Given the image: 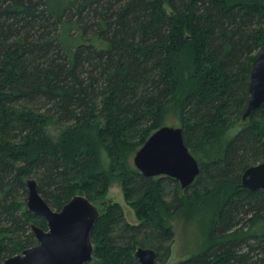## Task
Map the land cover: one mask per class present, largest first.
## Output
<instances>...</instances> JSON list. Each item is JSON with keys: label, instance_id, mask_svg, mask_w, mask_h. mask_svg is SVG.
Here are the masks:
<instances>
[{"label": "trees", "instance_id": "trees-1", "mask_svg": "<svg viewBox=\"0 0 264 264\" xmlns=\"http://www.w3.org/2000/svg\"><path fill=\"white\" fill-rule=\"evenodd\" d=\"M263 41L264 0H0V264L46 228L27 178L54 210L102 201L86 264H167L178 212L204 242L173 264H264V189L241 185L264 162V104L241 121ZM166 124L199 164L186 188L133 164ZM115 181L137 223L103 199Z\"/></svg>", "mask_w": 264, "mask_h": 264}, {"label": "water", "instance_id": "water-1", "mask_svg": "<svg viewBox=\"0 0 264 264\" xmlns=\"http://www.w3.org/2000/svg\"><path fill=\"white\" fill-rule=\"evenodd\" d=\"M263 104L264 41L252 64L241 121H247ZM133 164L144 176H169L181 188L191 185L200 171L197 159L184 143L182 128L167 124L156 129L134 153ZM24 183L25 210L43 217L46 228L32 223L37 243L5 258L2 264L91 263L94 247L90 234L100 215L99 207L86 195L75 194L59 210H54L39 193L35 178H27ZM241 185L249 190L264 189V162L246 168L241 174ZM134 256L139 264H157L156 252L150 247L138 246Z\"/></svg>", "mask_w": 264, "mask_h": 264}, {"label": "rangeland", "instance_id": "rangeland-1", "mask_svg": "<svg viewBox=\"0 0 264 264\" xmlns=\"http://www.w3.org/2000/svg\"><path fill=\"white\" fill-rule=\"evenodd\" d=\"M175 124L176 123H174V125ZM239 126L240 122H238L233 128L234 131H236ZM103 199L105 201L120 203L123 208L126 221L129 223H137L136 215L133 209L125 202L122 189L118 181L112 183ZM95 203L102 212L104 209L102 201L97 200ZM172 224L174 229V240L171 245L170 256L167 264H173L179 260L188 258L192 254L197 253L202 249L204 242L201 228L194 222L185 220L184 214L182 212H178L174 216Z\"/></svg>", "mask_w": 264, "mask_h": 264}]
</instances>
